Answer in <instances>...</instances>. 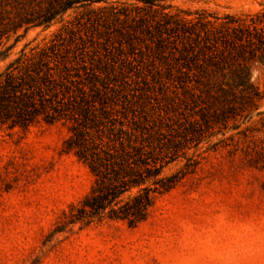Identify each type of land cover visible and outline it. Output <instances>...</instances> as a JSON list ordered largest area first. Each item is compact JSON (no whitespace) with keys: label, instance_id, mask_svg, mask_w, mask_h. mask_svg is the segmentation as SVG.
I'll list each match as a JSON object with an SVG mask.
<instances>
[{"label":"rangeland","instance_id":"obj_1","mask_svg":"<svg viewBox=\"0 0 264 264\" xmlns=\"http://www.w3.org/2000/svg\"><path fill=\"white\" fill-rule=\"evenodd\" d=\"M163 8L190 18L247 17L264 11V0H156L153 10L108 0L3 41L0 71L22 51L56 44L72 65V95L79 103L85 86L89 111L87 120L0 126V264H264V170L251 151L255 138L242 135L257 130L264 113V67L251 71L259 96L248 119L187 134L190 102L167 97L162 53L139 21ZM79 131L87 145L119 131L157 145L158 191L143 222H72L95 183L66 146Z\"/></svg>","mask_w":264,"mask_h":264},{"label":"trees","instance_id":"obj_2","mask_svg":"<svg viewBox=\"0 0 264 264\" xmlns=\"http://www.w3.org/2000/svg\"><path fill=\"white\" fill-rule=\"evenodd\" d=\"M107 1L0 0V46L19 37L20 31L48 28L72 9ZM155 1L136 0L151 10ZM164 10L139 21L162 53L167 97L190 102L187 134L222 131L230 122L248 119L259 96L250 82L251 71L264 67V11L247 17L190 18ZM71 70L56 44L20 52L0 71V126L27 130L39 123L87 120L85 86L78 89L77 103L69 87ZM257 116L258 129L247 128L242 135L255 138L258 149L251 151L264 170V113ZM98 140L87 145L79 131L66 142L95 176L90 194L70 218L73 223L106 218L135 227L146 219L158 191V147L147 137L122 131L106 142ZM167 188L160 185L161 190Z\"/></svg>","mask_w":264,"mask_h":264}]
</instances>
